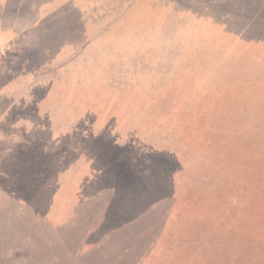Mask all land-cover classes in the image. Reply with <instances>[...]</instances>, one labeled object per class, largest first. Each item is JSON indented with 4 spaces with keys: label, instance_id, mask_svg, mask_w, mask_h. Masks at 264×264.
I'll use <instances>...</instances> for the list:
<instances>
[{
    "label": "rangeland",
    "instance_id": "1",
    "mask_svg": "<svg viewBox=\"0 0 264 264\" xmlns=\"http://www.w3.org/2000/svg\"><path fill=\"white\" fill-rule=\"evenodd\" d=\"M46 5L0 34V264H264V0Z\"/></svg>",
    "mask_w": 264,
    "mask_h": 264
},
{
    "label": "crops",
    "instance_id": "2",
    "mask_svg": "<svg viewBox=\"0 0 264 264\" xmlns=\"http://www.w3.org/2000/svg\"><path fill=\"white\" fill-rule=\"evenodd\" d=\"M63 1L65 0H0V34L14 32L11 28L15 27V23L14 20L11 21L10 19L38 16L30 12L39 9V2L46 3L44 9H48L53 7L55 3Z\"/></svg>",
    "mask_w": 264,
    "mask_h": 264
}]
</instances>
